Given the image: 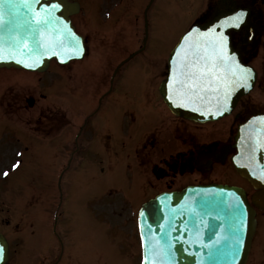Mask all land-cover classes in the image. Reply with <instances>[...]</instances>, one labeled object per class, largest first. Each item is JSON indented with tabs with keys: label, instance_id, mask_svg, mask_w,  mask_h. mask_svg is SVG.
Listing matches in <instances>:
<instances>
[{
	"label": "rangeland",
	"instance_id": "rangeland-1",
	"mask_svg": "<svg viewBox=\"0 0 264 264\" xmlns=\"http://www.w3.org/2000/svg\"><path fill=\"white\" fill-rule=\"evenodd\" d=\"M79 1L81 8L78 13L72 15V20L78 31L86 37L87 50L83 59L71 61L63 66H59L56 62L52 61L48 71L43 73L28 74L27 72L12 68L0 69V95L5 94L4 97L11 96L12 98L16 96L19 99L28 93V95L34 97L39 107H53L55 109V107L57 108L59 106L61 109L60 112L64 115L65 119L64 131L56 132L54 130V134L51 135L52 138L49 141L51 142L54 137L64 136V141H62L65 143V149L62 153L63 164H53L54 159L51 158L48 164L41 165L35 171L34 168L37 165L36 160L43 158H36L40 156L39 153L30 149L27 156L31 159L27 165L25 164L23 166L26 169V178L21 177L19 179L20 184L17 187H14L15 183H12L11 188H9V182L13 181L19 174L16 172L10 175L8 178L9 182L5 181L0 184V218L5 217L10 220L12 218L11 210L16 205L27 209L33 207L45 208L47 211L55 207L58 192L56 184L50 185V183L55 181V172L58 167H61V170L65 168L60 184H62L61 191L63 188V195L68 204L66 208H76V202L75 205L73 204V199H75L79 210L77 211L78 223L82 224V226L95 224L97 225V229H104V227L98 226L105 224L103 222L106 215L99 213L100 211L104 214L107 213L108 208L98 209L95 203L96 200L92 196L107 190L106 183H114L115 179L113 177L107 178V173H101L100 171L102 170L100 168L94 169V174H90L93 168L92 164H97V161H93V157L96 154L87 151V147H90L89 144L92 141L95 142L94 131L104 126L106 128L111 122L113 127L114 125L117 126L116 129H118L120 124L133 123L130 125V128H134V130L128 134L130 141H126V144H128L138 136L146 135L148 127L151 128L153 126L149 123L152 115L148 112L152 111L157 119L156 126L158 128H168L166 126H171L176 131L178 127L181 130L182 127H186L187 129H193L195 131L196 141L200 142L208 138V140L218 139L220 142V138L226 136L228 127L234 122L232 115L219 122L205 125L181 121L171 116L165 109L163 103L158 99L156 87L164 74L163 67L167 55L165 49L166 51L169 49L170 42L174 41H172V38L174 37L175 39L179 33L186 29L195 17L203 15L206 0H159L158 3L153 4L148 10L146 15L148 24L146 28L144 27L143 21L140 20V17H142V7H138L140 3L136 0H133V4H129V2H125L124 0ZM158 6L162 8V11H160L161 15L158 11ZM261 6L264 9V5ZM163 10L174 11V15H166ZM105 14L107 19L104 18ZM175 33L176 35L174 36ZM144 34H146L145 47L140 53L136 52L132 57H129V60L119 69L117 77L114 79L111 93L103 97L99 111L91 114V110L96 105L97 97L109 87L107 75H109L121 59L127 57L130 52L140 46ZM154 34H160L161 38L158 36L156 38ZM98 38L101 39V42ZM248 62L254 65L259 74H264V33L261 37L258 52L255 56L250 55ZM128 77L135 81L134 85L144 81L145 87L143 92L145 91L144 94L147 99L143 100L144 103L137 104L136 108H133L134 105L131 102L142 101L140 98L142 93H137L134 85H131V91L127 90L124 83ZM13 81L16 83H13ZM54 85H58L57 91L53 87ZM120 88L124 90V95L117 94V90ZM16 93H19V96ZM42 94H44L43 98H41ZM249 95V101H253V106L264 108V91L262 92L255 88ZM254 98H258L260 101L256 102ZM124 102L125 104L122 105ZM114 108L118 110L116 115L113 113ZM37 111L34 112V115H36ZM18 114L23 122H26L27 117H29L25 111H19ZM116 118L118 121H116ZM22 140L31 147L27 139L26 141L24 139ZM163 142L166 143L164 148L160 146V148L151 149L150 153L152 155L150 161L156 159V156L164 155V149L167 150L170 147L171 150L178 149V147L183 149L189 144V141L182 140V144L180 141H176L175 145L173 138L171 140L167 132L163 137ZM12 149L13 143L11 140L7 142L2 150L0 149V172L3 168H9L7 166L13 161V158H11ZM52 149L54 157L58 158L56 148ZM47 154L48 152H44L42 155L45 156ZM70 159L72 160L71 163ZM67 161H69L68 168ZM85 161L87 162L84 163ZM60 164L61 166H59ZM144 166L143 169L146 168L145 164ZM27 168L29 172L34 170L32 175L36 178L32 177L31 179L29 177ZM52 169L55 172L50 177V183H48L47 176ZM76 169L82 172L78 173L75 180L70 183L69 178L72 177L73 170ZM199 174V172L189 173L186 171L183 175H177L172 180V186L180 187L183 183H188L193 179H199ZM233 174V169L230 164L225 162L222 165H214L210 173H206L205 175H208L206 176L207 178L215 177L218 181L227 179L229 181L239 182V184H246L242 179L235 178ZM70 185L72 186L73 192L69 195L68 188H70ZM245 186L247 187V185ZM138 188L143 190L140 181ZM116 189L121 190V187L118 186ZM9 191H13L12 193H26L27 195L22 198L19 195V199L12 202V200L8 199ZM117 198L120 200L119 196ZM141 200H143L141 196L134 198L136 205ZM83 201L88 202L86 205L84 204V209L80 206ZM102 201H105V198H101L98 203ZM88 208L93 209L91 213L96 212L95 214L99 215L93 218L90 215V211L87 210ZM257 221V229L246 264H264V211L258 212ZM123 223L124 221L120 220L119 224L123 225ZM125 226H127L126 222ZM2 228L6 229L3 223ZM135 255L131 263L139 264L136 252Z\"/></svg>",
	"mask_w": 264,
	"mask_h": 264
},
{
	"label": "water",
	"instance_id": "water-1",
	"mask_svg": "<svg viewBox=\"0 0 264 264\" xmlns=\"http://www.w3.org/2000/svg\"><path fill=\"white\" fill-rule=\"evenodd\" d=\"M51 4L60 5L53 15L68 25L79 39L81 52H83L82 37L75 33L69 17L70 14L78 10V3L75 0L72 2L69 0H41L40 5H33V7L38 10L41 7H49ZM0 11L3 12L4 17V22L0 24V43L7 45L10 34H16L17 26L22 24L30 14L19 8L18 0H0ZM229 14L232 13L218 15L206 26H200L201 31L209 26L219 24V30L228 33L229 26L222 22ZM68 47L71 48L70 45ZM77 56L79 58L82 54L70 57L69 54L63 52L59 56L44 53L42 57L37 58L38 66L30 70H44L52 57L59 62L61 60L66 62L77 58ZM17 58L26 59L27 57L18 56ZM28 62L31 63L32 61L28 60ZM0 66L23 67L22 64L15 63L7 56L4 60H0ZM167 90V85L163 81L160 87L163 98L168 106L178 114L199 121L220 116L213 114L216 112L215 101L210 103L211 109L207 111L200 109L203 114L175 108L168 99ZM244 91L246 90L241 87L234 92L230 101L231 108L234 106L237 97ZM226 113L228 112L224 114ZM262 117L264 115L255 116L242 127L245 132L241 134V144L237 145L238 152L232 156V161L236 170L246 177L254 187L259 188L251 195V200L256 206L264 209V203L261 202L260 198V194L264 193V179H262L264 178V147H256V141L264 136V125L260 122V125H256ZM250 121L253 123L250 124ZM248 136L249 139L247 140ZM244 157H247L246 160L250 162L240 164L239 160ZM141 212H144V216L139 214V222L146 248L158 243L165 250V255L162 257H153L145 249V256L148 255L149 264H160L161 260L165 264H244L246 260L254 232L255 219L254 210L248 204L245 192L240 187L220 184L188 186L181 191L161 193L145 203ZM241 213H243L244 219L241 236L243 243L240 246L239 254L233 257L232 250L235 247L232 238L233 219L239 217ZM217 239H219L218 244L215 243ZM169 245H171L170 249ZM0 246L7 250L6 242L1 235ZM5 259L6 251L0 253V264ZM143 264H145V258Z\"/></svg>",
	"mask_w": 264,
	"mask_h": 264
},
{
	"label": "snow or ice",
	"instance_id": "snow-or-ice-1",
	"mask_svg": "<svg viewBox=\"0 0 264 264\" xmlns=\"http://www.w3.org/2000/svg\"><path fill=\"white\" fill-rule=\"evenodd\" d=\"M40 4L41 0H18L19 8L26 10L30 16L17 26L16 34H10L7 45L0 43V60H4L7 56L15 63L32 69L38 66L37 58L42 57L44 53L59 56L63 52L70 57L82 54L79 39L68 25L53 15L60 5L51 4L49 7H41L38 10L33 7ZM246 16L245 11L233 10L222 23H226L231 28H239L245 23ZM3 22V12L0 11V24ZM219 29V24L208 27L206 31H201L193 25L173 49L174 55L169 57V76L165 81L168 99L173 106L189 107L205 101L209 103L215 101L214 115L222 116L225 112L231 111L230 101L234 92L241 87L245 90L251 87L250 82L254 79L253 70L243 66L239 56L248 50L245 43L253 41L255 33L247 34L241 41L239 51H235L230 47L229 35ZM69 45L71 48L68 47ZM18 56L27 58H17ZM28 60L32 62L29 63ZM191 110L198 109L191 107ZM260 123L264 125V117L260 118ZM256 147H264V136L256 141ZM20 155L21 153L18 152L17 156ZM19 167V162L12 164L13 170ZM3 176L8 177L9 172L4 171ZM260 198L264 203V193L260 194ZM141 216H144V212H141ZM243 227L244 219L241 213L239 217L233 219L232 238L235 244L232 250L233 257L239 254L243 243L241 238ZM215 243L218 244L219 239ZM142 246H144L143 237ZM168 247L170 249L171 245ZM5 251L6 249L0 246V253ZM146 252L153 257L165 255L164 248L158 243L146 248ZM145 264H149L148 255L145 256ZM160 264L165 262L161 260Z\"/></svg>",
	"mask_w": 264,
	"mask_h": 264
},
{
	"label": "flooded vegetation",
	"instance_id": "flooded-vegetation-1",
	"mask_svg": "<svg viewBox=\"0 0 264 264\" xmlns=\"http://www.w3.org/2000/svg\"><path fill=\"white\" fill-rule=\"evenodd\" d=\"M235 4L238 6H251L252 8H254L255 10H261L263 12L262 6L264 5V1H260L259 0H234ZM226 4H228V2H226ZM261 4V5H260ZM241 106V110L243 112V110H251L249 109L248 105L245 104V102H243L242 104L240 103ZM36 120H40L43 121L42 123L38 124L39 130H44L45 128H48V124L45 121V116H41L40 114L38 115V117L36 118ZM229 141V138L227 140V142ZM219 145L217 147H213L212 148V153L209 152L207 157H211L213 155V153H215L217 150H219ZM195 152L193 150H189V154H188V158H190ZM158 173H161V176L167 175V173L163 170H159ZM174 174V173H173ZM205 177V175H204ZM41 264H62V252L58 253V255L51 259L46 261V259H42Z\"/></svg>",
	"mask_w": 264,
	"mask_h": 264
},
{
	"label": "bare ground",
	"instance_id": "bare-ground-1",
	"mask_svg": "<svg viewBox=\"0 0 264 264\" xmlns=\"http://www.w3.org/2000/svg\"><path fill=\"white\" fill-rule=\"evenodd\" d=\"M242 159V158H241ZM244 161H245V159H244Z\"/></svg>",
	"mask_w": 264,
	"mask_h": 264
}]
</instances>
